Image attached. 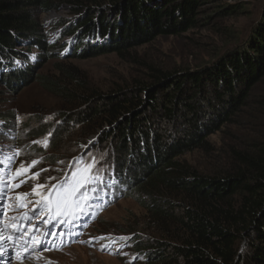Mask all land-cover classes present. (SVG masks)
<instances>
[{
  "label": "trees",
  "instance_id": "trees-1",
  "mask_svg": "<svg viewBox=\"0 0 264 264\" xmlns=\"http://www.w3.org/2000/svg\"><path fill=\"white\" fill-rule=\"evenodd\" d=\"M204 1L0 0V83L12 90L32 82L26 75L52 56L66 62L89 54L122 55L157 36L185 33L195 28ZM262 2V15L242 45L194 71L149 65L142 81L109 92L90 85L86 74L71 65L52 78L35 76L62 100L64 111L56 125L44 121L30 128L26 123V137L38 140L57 128V145L67 139L82 144L92 134L98 147L115 140L119 156L107 159L124 185L122 197L128 191L144 210L142 235L125 234L124 248L134 257L130 263L264 264V91H257L264 86ZM62 4L80 15L51 40L37 13ZM110 10L117 20H108ZM67 37L73 44L63 41ZM24 42L25 48L17 49ZM66 46L70 52L61 55ZM16 59L25 67L18 68ZM16 120L13 111H0V143L19 150L9 143L17 142ZM164 121L171 130L162 127ZM229 126L236 129L230 142L221 147L210 142ZM48 140L55 155L40 158L55 163L57 152H67ZM42 148L29 146L40 155ZM193 152L210 160L209 167L191 166L185 157Z\"/></svg>",
  "mask_w": 264,
  "mask_h": 264
},
{
  "label": "rangeland",
  "instance_id": "rangeland-1",
  "mask_svg": "<svg viewBox=\"0 0 264 264\" xmlns=\"http://www.w3.org/2000/svg\"><path fill=\"white\" fill-rule=\"evenodd\" d=\"M262 3V0H206L202 2V5L195 14V28L185 33L157 36L151 42L137 46L122 55L115 52L89 54L84 58L71 59L66 62L52 56L44 60L40 66H37L34 72L26 75V80H29L31 77L32 82L19 83L15 85V88L12 90H8L9 88L4 87V83H0L1 113L13 111L17 116L15 125L17 142L14 143L13 141H9V143L19 148L20 154L18 159L24 161L25 165L30 164L34 160L37 161V159L42 156L45 158L48 156L52 160L54 152L52 149L49 150L50 146L48 148H42V143L46 137L37 138L38 140L28 138L26 137L27 130L24 129L27 126L26 123L29 122L30 128L36 127L39 122L45 123L44 121L47 123L52 121L51 125H56L58 122L57 119L62 117L64 111L62 100L58 96L42 88L35 76L43 75L52 78L58 75L61 67L71 65L86 74L87 81L90 85L102 91L109 92L121 87H127L130 84L134 85L137 81H142L148 76L146 68L149 65L167 70L176 69L184 71L187 69L194 71L208 66L223 54L240 47L243 40L248 36L249 30L253 27L255 21L262 15ZM231 6L235 7L236 10L229 14H219L220 10H224ZM87 12L88 11H84L86 15H89L90 13L87 14ZM93 14H95V11L92 15ZM37 15L39 20L45 25V28L50 30L51 40H54L59 38L62 25L70 23L71 20L77 18L80 13L75 12L70 5L62 4L56 11H38ZM114 15L116 14L110 10L107 11L108 17H106L108 20H114ZM99 16L100 14L98 17ZM236 35H238L237 39L235 37ZM63 41L73 44L72 37L63 38ZM17 44V49H22L25 48L26 42ZM70 49L71 47L66 46L61 55L69 53ZM36 53L37 50L35 48L29 56H31V58H36ZM61 55H59V57ZM14 58L15 57H13V59ZM17 61L23 63L20 59ZM257 91H264V86L262 85ZM44 118H46V120ZM20 122L23 123V130L20 127ZM162 127L167 131L172 129L165 121ZM54 130L52 137H50V144H54V147L58 146L61 150L65 149L67 152H57V154L60 155V160H65L67 156L75 155L80 151L82 146L91 144L93 138L96 136L94 134L89 135L82 144H76L78 141L74 143L72 139H67L57 145L56 141L58 135L55 136L57 128ZM235 130L236 129L231 126L227 128L224 127L215 135L210 136L209 140L216 147L224 146L231 141ZM106 142L105 146H101L102 143L100 140L99 145L101 147H98L96 143H94L93 146L101 157H106V161L103 163H109L111 161L107 158L112 159L114 156H119L115 140L110 139V141L107 140ZM34 144L45 149L42 155H40L41 153L34 154L33 151L29 150V146ZM63 156L65 157L63 158ZM185 160L197 170L198 168L204 169V167H209L210 164V160L207 159L208 162H205L203 156L198 152L187 154ZM59 161L54 163L51 162L50 159H47V161L42 160L36 167L37 172H40L39 178L34 179L33 176L30 178L32 186L37 184L47 186L55 180V177L60 176L64 167L57 168ZM130 165H132V163ZM50 177L54 179L50 180ZM131 181L132 180H130V182ZM30 188L31 187H26L24 191H28ZM127 192L128 191H126L124 197L103 212L101 218L89 231L93 233L114 232L120 234H134L135 236L142 235V233H140V228H142L144 210L132 196H128ZM144 238L145 237H143V239ZM131 257L132 255L129 249L124 257H120L104 254L94 248L83 246L82 244L72 245L49 254V258L54 261L55 264H132L129 262ZM141 263L142 262H137L135 264ZM33 264L42 263L37 262Z\"/></svg>",
  "mask_w": 264,
  "mask_h": 264
},
{
  "label": "snow or ice",
  "instance_id": "snow-or-ice-1",
  "mask_svg": "<svg viewBox=\"0 0 264 264\" xmlns=\"http://www.w3.org/2000/svg\"><path fill=\"white\" fill-rule=\"evenodd\" d=\"M45 147H47V142H45ZM39 161H32L30 167H35ZM96 162L93 163H80L78 162L75 170L72 172L71 177L66 176L63 182H60L56 185H53L51 188H48L47 194H43V190L47 187L46 185L37 184L33 188V193L37 196H41V198L46 201V208L49 213L55 209L57 216L63 214L67 215L72 213L77 207H79V199L80 198H90L87 197V193L83 191L84 189L90 186L95 177L92 174V169L94 168ZM21 168L24 171L28 169L24 167V164H21ZM43 171V170H41ZM17 174H19V170H17ZM33 178L38 179L40 176V172L33 173ZM54 179V178H49ZM19 185H14V187H18ZM8 185L4 183L2 179H0V194L3 193L4 189L7 188ZM92 191H95L92 189ZM28 194L18 195V200H23ZM37 208L40 205V201L37 202ZM37 209L34 208L33 211ZM28 217H25L27 219ZM127 239V238H121Z\"/></svg>",
  "mask_w": 264,
  "mask_h": 264
},
{
  "label": "bare ground",
  "instance_id": "bare-ground-1",
  "mask_svg": "<svg viewBox=\"0 0 264 264\" xmlns=\"http://www.w3.org/2000/svg\"><path fill=\"white\" fill-rule=\"evenodd\" d=\"M17 264H30V263H27V262H23V263H21V262H19V263H17Z\"/></svg>",
  "mask_w": 264,
  "mask_h": 264
}]
</instances>
